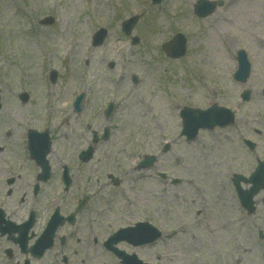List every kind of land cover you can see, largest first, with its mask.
Returning <instances> with one entry per match:
<instances>
[{
	"label": "rangeland",
	"instance_id": "rangeland-1",
	"mask_svg": "<svg viewBox=\"0 0 264 264\" xmlns=\"http://www.w3.org/2000/svg\"><path fill=\"white\" fill-rule=\"evenodd\" d=\"M195 1L162 0L154 5L150 0H0V177L2 160L24 159L26 141L19 142L18 135L27 118L39 128L44 116H50V121L42 128L48 127L57 139L49 160L56 175L58 159L74 155L78 144L77 131L73 135V128L63 125L71 92L81 89V82L92 86L97 96L89 103L91 110L89 104L83 110L87 117L102 104L103 93L97 90L108 89L105 82H118L119 95L121 90L130 91L129 109L119 108L110 121L118 135L109 141L115 146L106 148L113 152L111 157L109 152L105 156L98 151L94 158L101 160L102 168L110 167L109 158L116 165L121 161L125 172L112 173L125 181L118 187L107 185L85 166L70 189L77 191L76 196L88 191L96 194L82 216V229H88L87 220L92 218V228L102 240L123 226L126 213L136 220L148 214L165 230L166 243L140 252L155 260L164 251L160 264H264L263 204L256 211L259 219L254 222L249 217L240 234L220 228L227 218L237 217L229 177L233 172H249L255 155L264 157V96L260 93L264 84V0H225L219 14L204 18L190 13ZM133 16L137 19L125 35L121 24ZM48 17L52 18L50 25L40 24ZM101 27L108 35L102 46L92 48L91 36ZM175 32L187 37L188 49L181 60L172 61L160 46ZM132 37L139 39L135 45ZM237 48L247 52L251 63L244 87L251 89L252 98L237 107L240 125L203 130L187 142L179 135L176 106L206 108L211 99L207 95H213L220 105L236 104L242 88L231 78ZM51 69L57 72L54 83L48 80ZM132 75L140 78L137 89L130 85ZM22 91L30 95L26 104L17 97ZM4 130L11 131L17 144L13 148L11 138L10 150L1 152ZM65 132L69 140L62 138ZM161 139L170 143L165 153L157 149ZM244 139L256 143L254 151L247 150ZM145 153L156 155L158 162L152 170H136V162ZM26 167L22 170L27 171L24 178L29 186L33 167ZM77 170L73 167L75 174ZM155 170L165 172L168 179L157 183ZM170 178L180 183L171 184ZM61 191L56 178L42 198L58 204L64 200ZM77 246L80 251L82 244ZM94 249L84 257L75 253L71 264H115L108 253Z\"/></svg>",
	"mask_w": 264,
	"mask_h": 264
},
{
	"label": "flooded vegetation",
	"instance_id": "flooded-vegetation-1",
	"mask_svg": "<svg viewBox=\"0 0 264 264\" xmlns=\"http://www.w3.org/2000/svg\"><path fill=\"white\" fill-rule=\"evenodd\" d=\"M81 115L82 111L79 113L69 111L66 121L63 123V125L73 128V135L76 131L81 130L72 159L70 161L66 158L63 159L65 162H70L69 165L67 164L68 167L72 166L74 159L78 162V167L84 168V163L79 161L78 154L93 137V134H90V137L86 139L85 117ZM98 116L99 113L96 114L94 119L97 120ZM71 117H75L72 124L68 122V119ZM25 131L24 134L20 133V136L21 139L24 138L26 141ZM49 135L53 140L51 132H49ZM2 136L1 142L3 144L1 145V152L10 150L9 145L12 139L13 148L17 144V139L15 137L12 138L13 135L11 133L2 134ZM62 138L69 140L67 133ZM80 147L82 148L80 149ZM42 149L43 146L37 151L38 156ZM22 151H24V159L20 158L18 161L4 159L1 163V264H23L26 260L32 261L33 264H51L58 257V260L61 262L64 261L66 264H69L71 263L69 260H74L75 253H80L84 257L86 253L91 251V246L88 243L90 238L89 232L86 228L82 229L81 226V223L84 222L82 216L85 214L83 210L87 202L85 201L86 204L79 210L77 204L81 199H76L74 196H67L65 202L59 206L52 201L43 199L42 195L45 187L49 186L50 181L56 179L58 175H54L52 171H44L43 163L37 162L31 157L27 145L25 150L22 148ZM24 166H27V170L30 168L29 166L33 167L30 174L29 186L24 178L27 172L26 170H22ZM20 181H24L28 187L25 184L23 186ZM22 186L27 187V190H24L26 188L22 189ZM20 190L24 191L21 192ZM55 208L58 209L64 218L61 216L59 219L61 223L55 230L50 249L44 251L50 242L47 224ZM70 215H72L73 222L68 219ZM93 241L95 242L96 240ZM76 244L78 245L77 247L82 244L80 251L76 249ZM40 253H43L42 257L37 258Z\"/></svg>",
	"mask_w": 264,
	"mask_h": 264
},
{
	"label": "water",
	"instance_id": "water-1",
	"mask_svg": "<svg viewBox=\"0 0 264 264\" xmlns=\"http://www.w3.org/2000/svg\"><path fill=\"white\" fill-rule=\"evenodd\" d=\"M82 98V96L80 97V99Z\"/></svg>",
	"mask_w": 264,
	"mask_h": 264
}]
</instances>
